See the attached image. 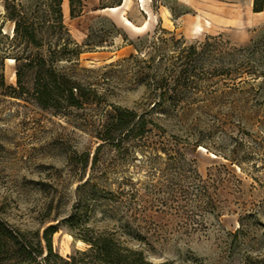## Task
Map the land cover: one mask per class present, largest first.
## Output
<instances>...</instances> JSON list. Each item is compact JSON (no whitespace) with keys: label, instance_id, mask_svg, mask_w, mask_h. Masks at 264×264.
Wrapping results in <instances>:
<instances>
[{"label":"rangeland","instance_id":"1","mask_svg":"<svg viewBox=\"0 0 264 264\" xmlns=\"http://www.w3.org/2000/svg\"><path fill=\"white\" fill-rule=\"evenodd\" d=\"M83 5L78 18L63 12L64 22L79 44L91 29L104 42L80 56L81 67L94 71L81 78L94 84L100 105L60 117L0 95V219L40 235L55 225L52 245L63 257L88 248L81 238L105 231L153 263L243 264L264 252L262 81L234 88L226 87L228 80L193 79L179 96L196 104L189 116L168 122L154 116L163 129L143 139L130 136L119 148L99 139L105 108L141 113L154 83L172 64L182 65L175 48L199 46L208 37L209 44L245 46L264 27V12L253 13L252 0H122L125 18L138 27L149 24L135 34L120 11L99 10V0ZM3 14L0 0V24ZM154 33L163 39L159 54L149 49ZM124 36L146 53L138 55ZM3 75L14 86L15 64L5 60ZM161 139L172 145L176 161L151 154Z\"/></svg>","mask_w":264,"mask_h":264},{"label":"trees","instance_id":"2","mask_svg":"<svg viewBox=\"0 0 264 264\" xmlns=\"http://www.w3.org/2000/svg\"><path fill=\"white\" fill-rule=\"evenodd\" d=\"M99 1V10L122 5V0H116L110 6L103 0ZM63 2L64 0H3L4 14L0 24V95L33 104L43 111H52L53 115L68 117L74 111H85L100 105L96 102L98 91L94 84L81 78V72L94 71L81 67L80 56L105 45L102 40H95L92 29L84 43L79 44L73 39L64 22ZM67 2L71 19L83 14V0ZM252 11L264 12V0H252ZM5 23L10 25V31L7 33L3 31ZM112 27L117 31L114 24ZM160 31L167 33L165 30ZM156 34L158 33H154V36ZM154 36L151 38L149 49L159 54V50L162 51L163 48L157 46V43L163 39ZM209 38L211 37L199 46L175 48L185 61L181 68L172 64V68L166 69L168 74L154 83L151 100L144 104L141 113L116 106H110L111 110L105 108L99 132V139L103 142L101 145L119 148L130 136L143 139L154 129H163L154 116L165 122L189 116L196 104L180 100L179 96L187 94L188 84L193 79L207 84L215 78L220 81L228 80L229 82H225L228 85L226 87H231V83L234 88L250 81H262L259 86L264 83V45H261L264 43V27L245 46H218L209 44ZM123 40L127 46H132L138 55L146 53L143 52L144 48H140L126 36ZM7 59L15 62L14 86L6 85L4 81L3 69ZM130 59L137 57L132 55ZM168 80H172L173 85ZM149 150L152 155L161 152L169 157L168 161H176V157L169 154V151L173 150L172 145L164 139L156 141ZM96 163L95 158L92 160V169ZM56 232L57 227L51 225L45 228L41 235L39 232L22 233L0 219V262L174 264L150 262L143 251L126 246L114 233L106 231L81 238L88 248L76 250L63 257L55 252L52 245V236ZM243 264H264V252L247 256Z\"/></svg>","mask_w":264,"mask_h":264},{"label":"bare ground","instance_id":"3","mask_svg":"<svg viewBox=\"0 0 264 264\" xmlns=\"http://www.w3.org/2000/svg\"><path fill=\"white\" fill-rule=\"evenodd\" d=\"M142 4L144 3V0H141ZM122 8V5L121 6H117V7H111V8H106V9H103L102 11L105 12H111V13H116V12H119ZM142 8L143 10L145 11V13L147 14V16H149L150 18V14L148 12V10L145 8L144 5H142ZM68 11V5H67V0H64L63 2V12L64 13H67ZM121 12V11H120ZM120 18L124 24V26L128 29H130L132 32H134L135 34H139V33H143L145 31L148 30V27H149V24L148 23H144L142 26L138 27V26H135L133 25L127 18H125L124 16V12L122 11L121 14H120ZM151 19V18H150ZM198 30H200V28L198 27L197 28ZM7 63L9 65H14L15 62L14 60L12 59H7ZM10 78L11 79H14V72L11 73L10 75Z\"/></svg>","mask_w":264,"mask_h":264}]
</instances>
